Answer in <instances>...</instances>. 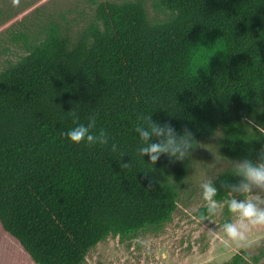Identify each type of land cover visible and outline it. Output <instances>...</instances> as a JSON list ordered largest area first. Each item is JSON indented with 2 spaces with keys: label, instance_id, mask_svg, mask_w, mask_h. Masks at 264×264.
I'll list each match as a JSON object with an SVG mask.
<instances>
[{
  "label": "trees",
  "instance_id": "obj_1",
  "mask_svg": "<svg viewBox=\"0 0 264 264\" xmlns=\"http://www.w3.org/2000/svg\"><path fill=\"white\" fill-rule=\"evenodd\" d=\"M159 1L169 12L161 22L148 18L143 0L101 1L75 37L51 29L0 73V225L35 264H81L107 237L170 219L189 157L142 158L141 115L178 135L187 127L195 149L219 128L224 157L258 159L264 0ZM73 109L79 123L95 115L93 131L105 130L109 144L63 135L76 126ZM222 180L238 178L232 169L217 175V200L227 198ZM240 255L225 264H241Z\"/></svg>",
  "mask_w": 264,
  "mask_h": 264
},
{
  "label": "rangeland",
  "instance_id": "obj_2",
  "mask_svg": "<svg viewBox=\"0 0 264 264\" xmlns=\"http://www.w3.org/2000/svg\"><path fill=\"white\" fill-rule=\"evenodd\" d=\"M104 0H0V73L15 63L51 29L75 37ZM113 2L135 0H107ZM148 18L165 20L169 12L159 0H143ZM264 118V108L261 110ZM264 127V122H262ZM221 129L203 141L191 156L187 176L177 189V207L170 219L126 238L109 236L86 255L81 264H225L239 249L222 233L220 226L233 217L226 207L222 212L198 223L205 210L200 183L232 169V162L219 152ZM250 243L261 247L251 251L264 257V227L248 233ZM0 264H35L19 244L0 225Z\"/></svg>",
  "mask_w": 264,
  "mask_h": 264
},
{
  "label": "clouds",
  "instance_id": "obj_3",
  "mask_svg": "<svg viewBox=\"0 0 264 264\" xmlns=\"http://www.w3.org/2000/svg\"><path fill=\"white\" fill-rule=\"evenodd\" d=\"M19 0H13L18 4ZM256 102L260 103L259 96ZM68 114L72 117L75 127L63 133L72 143H85L91 147L94 145L106 146L110 137L105 130L96 128V116L87 118L88 123H79L80 117L73 109ZM135 131L138 133L143 146L138 148V154L143 158L147 156L149 163L155 165L162 156H167L170 162L183 161L191 156L195 149L194 134L185 127L183 134L178 135L171 123L159 124L150 116L141 115ZM242 122L252 128L260 129L253 117L242 116ZM155 138V142H153ZM111 151L117 152V145H111ZM124 153H120L122 158ZM232 162V176L237 177L236 182L221 181V188L227 193V198L217 200L219 189L215 186L213 178L202 181L199 185L202 199L205 202V211L195 217L198 223L210 221L211 218L222 212L226 207L227 212L233 217L224 222L220 228L226 238L241 249V264H264V257L257 258L251 249L261 247L259 241L249 242L248 233L253 228L264 227V145L258 150V159L244 158ZM121 169L131 167L130 163L121 162ZM151 187V184L149 185Z\"/></svg>",
  "mask_w": 264,
  "mask_h": 264
}]
</instances>
